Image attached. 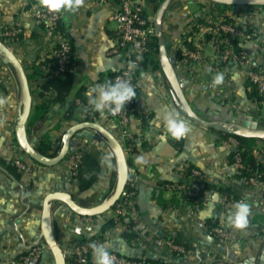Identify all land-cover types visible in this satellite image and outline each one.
Listing matches in <instances>:
<instances>
[{
	"label": "crops",
	"instance_id": "1",
	"mask_svg": "<svg viewBox=\"0 0 264 264\" xmlns=\"http://www.w3.org/2000/svg\"><path fill=\"white\" fill-rule=\"evenodd\" d=\"M37 4L38 0H0V33L6 26L18 25L25 30L24 36L8 45L27 76L32 73L34 62L47 57L58 41L46 34L35 17L33 7ZM144 6L147 15L154 19V5L146 0ZM118 8L116 0H85L78 11L62 12L64 26L74 43L73 72L76 79L72 96L83 87L84 100L77 105L70 118H64L67 104H53L50 111L28 131V122L35 107L50 102L55 96L54 91L40 96V81L29 80L33 102L27 133L36 142L48 133L57 143L62 141L70 127L85 121L98 122L112 132L132 162L129 179L136 183L138 193L131 217L140 239L127 242L122 237L125 224H118L100 234L102 226L115 217L114 209L93 217L82 216L65 203L56 201L52 204L51 213L59 245L67 252L74 242L96 237L98 244H104L108 251L139 259L147 258L148 252H152L156 255L154 259L175 263L178 257L166 241L174 238L188 246L185 264H264L261 259L264 253V215L258 208L261 189L246 184L236 176L235 166L230 160L234 149L233 137L224 138L219 132L195 123L178 108L161 67L154 70L145 68L138 80L135 111L127 128V137H131L137 151L125 148L127 137L122 134L116 114L108 109L103 113L96 112L89 105L87 92L94 85L103 83L101 74L119 71L125 65L123 56L109 53L114 45L116 29L112 16ZM231 14L242 25L257 28L259 40L264 43V8L247 5L236 10L234 5L210 0H173L163 18L166 48L170 57L175 59L174 67L182 80L187 99L200 115H220L239 121L250 116L260 127H264V103L258 104L248 98L245 66L228 63L209 71L205 64L186 62L177 54L178 46L191 30L192 23H197L199 19L219 20ZM247 48L254 50L255 43H249ZM202 53L208 62L215 61L214 43L203 42ZM248 64L264 67V54L254 53ZM217 73L223 74L224 81L213 87L212 81ZM0 85L6 88V91H0V100L4 101L0 105V263H4L36 242L41 232L42 204L46 194L67 191L82 205H97L109 193L117 164L108 144L102 145L94 137L81 135L76 140L75 150L86 151L99 162L101 157L110 160V166L100 163V178L90 189L81 192L70 172L69 163L75 150L53 166L37 164L31 171H20L14 165L19 175L14 174L6 166L14 158L22 157L26 162L34 160L23 151L16 137L22 101L19 76L1 56ZM172 109L179 112L190 126V131L180 140L168 135L163 126V112ZM142 115L147 117L145 126ZM80 132L84 134L87 129ZM141 155L147 160L143 165L136 163V158ZM190 165L200 168L205 181L212 186L198 208L183 201L174 190L165 186L168 182L182 180ZM226 190L250 205L249 222L244 229H235L227 223V216L235 204L223 202L222 195ZM129 220L131 218L125 221ZM207 220H216L229 228L233 232L231 240L220 242L211 235ZM40 244L44 246L40 264H55L51 249L43 240ZM92 264H95L93 255Z\"/></svg>",
	"mask_w": 264,
	"mask_h": 264
},
{
	"label": "built area",
	"instance_id": "2",
	"mask_svg": "<svg viewBox=\"0 0 264 264\" xmlns=\"http://www.w3.org/2000/svg\"><path fill=\"white\" fill-rule=\"evenodd\" d=\"M116 1L119 4V8L112 16V19L116 22V29L114 31V45L109 53L117 56L128 54L130 59L125 61V65L119 70V74L115 77V81L117 79H128L136 92V96L126 102L125 108L116 113L122 134L127 137L129 136L127 128L133 117L137 101V85L140 73L143 70L142 61L145 56L150 53L151 43L156 36V29L154 19L146 14L144 6V1L146 0ZM33 12L37 20L43 24L46 34L58 39L51 50L52 55L59 61L56 72L66 70L73 53L72 44L68 34L65 30H62L59 27V24L63 19L62 12H49L39 4L33 7ZM226 16L230 19L229 22L226 23H222L224 18H221L219 20H208L204 23L197 24V29L194 31L195 48H189L183 41L178 46V49L180 50L179 56L186 62L189 61L190 63L205 64L209 71L217 70L220 63H236L245 66L248 79L257 84L260 90L264 91V67L248 64L253 58L254 53L264 54V43L259 40L258 29L252 26L242 25L233 14ZM222 32L228 33L230 35V40L223 37L218 42V45H215V41H211L214 43L216 55L215 61L208 62L202 53L204 35L210 33L217 36ZM24 34L25 30L21 26H6L0 33V39L8 44L24 36ZM251 42L255 43L254 50H249L247 48V45ZM221 44H223L222 48ZM47 71L48 68L46 67L45 72ZM79 103H81V101ZM233 146L234 150L237 149L238 143L235 139L233 141ZM254 152L257 159L264 163L263 140L257 145V147H255ZM80 159L81 155L75 150L69 163V169L72 175L75 173L74 169ZM11 163L20 171H31L37 164H40L35 160L32 162H26L22 157L14 158ZM233 164L235 166V174L238 178L252 187H259L261 189L258 208L264 215V170L261 173H259V171H254L248 177L244 176L242 174L244 165L239 154L234 156ZM205 182L203 171L198 167H193L191 168L189 182L183 181L182 178V180L177 182H169L165 184V186L170 190H174L183 201L198 208L205 196L201 194L204 190ZM127 184H129V189H126L125 186V189L119 198L121 201L115 209L114 218L118 221L120 217L124 218V220L130 219L133 212L132 208L136 202L138 193L137 185L130 179ZM222 197L223 202L226 204H235L238 201H245L243 198H239L231 192H224ZM213 223V226L208 229L211 235L217 238L220 242H228L231 240L233 232L229 228L224 227L218 222ZM119 224L124 223L119 222ZM262 234H264V226L262 227ZM166 241L174 252L183 255L188 253V248H186L184 244L177 243L171 239H167ZM92 242L98 244V239L96 237H91L82 241L74 242L71 249L65 252L67 264H92L93 253L89 246ZM109 252L114 259V264H149L146 261V258L134 259L115 251ZM43 253L44 246L38 244L26 249L7 262L0 264H40Z\"/></svg>",
	"mask_w": 264,
	"mask_h": 264
},
{
	"label": "water",
	"instance_id": "3",
	"mask_svg": "<svg viewBox=\"0 0 264 264\" xmlns=\"http://www.w3.org/2000/svg\"><path fill=\"white\" fill-rule=\"evenodd\" d=\"M173 0H163L159 5L155 16L154 24L156 36L159 44V61L162 71L164 72L169 86L171 87L174 100L178 108L192 121L206 128L214 129L223 133L242 136L248 138H257L264 141V127H260L258 122L252 120L250 116H246L243 121L238 119L225 118L220 115L214 117H206L200 115L191 106L187 99L182 80H180L175 67V59L170 57L163 36V18L169 5ZM224 5H234L236 10L241 6L264 5V0H210ZM0 56L4 62L10 64L15 69L19 76L22 101L20 104V112L16 125V137L20 147L33 160L45 166H53L65 159L70 151L76 149V140L81 135L96 138L102 145L108 144L111 148L117 164V176L115 187L102 202L93 206H85L78 203L74 197L67 191H54L46 194L42 204L41 232L37 237L36 242L29 248L40 244L43 240L54 254L55 264H67L66 253L59 245L52 225L51 207L53 202L59 201L65 203L70 209L82 216L100 215L110 209L118 202L125 186L129 180V164L126 152L120 140L110 132L105 126L95 121H85L70 127L62 137V146L55 156H46L37 151L35 148V140H31L27 133V121L32 109V92L29 84L28 76L15 55L13 49L0 39ZM116 114V113H115ZM87 129V132L82 134L80 131ZM156 255L148 252L147 258L154 259ZM264 263V253L262 256Z\"/></svg>",
	"mask_w": 264,
	"mask_h": 264
},
{
	"label": "trees",
	"instance_id": "4",
	"mask_svg": "<svg viewBox=\"0 0 264 264\" xmlns=\"http://www.w3.org/2000/svg\"><path fill=\"white\" fill-rule=\"evenodd\" d=\"M150 3L154 5L155 10L157 11L159 5L162 3L163 0H147ZM251 6V5H250ZM253 7L257 8H264V5H255ZM147 14V13H146ZM224 21L222 23L229 22V18L227 16H224ZM205 19H199L197 23L191 24V30L187 33L186 37L184 38V43L191 49L195 48L194 41H195V34L194 31L197 29V24L204 23ZM41 23V22H40ZM43 29L44 26L41 23ZM59 27L62 30H65L68 34L69 38V32L64 26L63 19L59 24ZM45 30V29H44ZM226 37L230 40V35L228 33H220V35L214 36L210 33H206L204 35V42H210L215 41V45H218V42L221 38ZM70 42L72 44V58L70 62L68 63V68L64 71L56 72L57 67L59 65V61L57 58H55L52 53L45 57V58H39L37 59L33 64V70L32 73L28 75L29 80H37L40 81L39 85V91L38 94L40 96H44L50 91L55 92L54 98L45 104H40L35 107L34 113L31 116V119L28 122V131H30L33 124L39 119L42 118L46 113H48L51 109V106L53 104L59 103V104H67V108L64 112V118H70L77 107L79 102L81 100H84V89L83 87L77 89L76 93L72 96L74 89H75V73L73 72V67L75 66V59H74V43L73 40L70 38ZM223 47V44H221V48ZM177 54H180V50L177 49ZM124 60L127 61L130 59V56L128 54H123ZM189 62V61H187ZM190 63V62H189ZM226 64L220 63L219 67H224ZM48 68V71L45 72V68ZM142 67L143 70L145 68L154 70L160 68V61H159V44L157 36L154 37L152 43H151V49L150 53L145 56L144 60L142 61ZM142 70V71H143ZM119 74V71L114 72H107L101 74L100 80L105 83L106 81H112L115 82V77ZM141 75V73H140ZM0 91H6V88L4 86L0 85ZM247 96L250 100L257 102L258 104L264 103V91L260 90V88L257 86V84L253 83L248 79L247 81ZM143 119L144 126L147 125V117L145 115L141 116ZM214 130V129H213ZM217 131V130H215ZM219 132L224 138L233 137L237 143V149H233L230 153V160L231 162H234V156L236 154H239L241 156L242 163L244 165V168L242 169V174L244 176H250L254 171H259V173L263 172L264 170V163L260 162L254 152L255 147L262 141L257 138H248V137H242V136H235L227 133ZM62 146V141L54 143V141L50 138L49 134L46 133L43 136L40 137V139L35 143V148L38 152L46 155V156H55L58 151L60 150ZM144 146H146L144 144ZM125 148H130L132 152L137 151V148L133 146V141L131 140V137H127L125 140ZM77 153L81 155V159L78 162L76 168L74 169V174L72 177L77 181L79 190L81 192H84L88 189H90L96 181L100 178L101 175V164L97 160L96 157H94L92 154L83 151L81 149L76 150ZM131 160L128 159V164L131 166ZM6 166L17 176L19 173L16 171L15 166L11 163L6 164ZM195 166L190 165L187 170L183 174V181L189 182V176L191 172V168ZM116 176H117V169L114 171L112 176V182L110 186L109 193L107 196H109L112 189L115 187L116 183ZM264 177V176H263ZM169 183V182H168ZM167 184V183H166ZM126 189H129V184L126 185ZM212 189V186L205 182L204 190L202 191V195H205L207 191ZM226 192H229L226 190ZM106 196V197H107ZM121 200H118V202L113 206L112 209H116L118 203H120ZM136 208V205L132 208V211ZM131 218V217H130ZM119 222H122L125 224V228L122 231V237L129 243H133L135 241H138L140 239V235L136 230V223L131 218L129 222H126L124 218L120 217L119 221L115 218H112L108 220L101 228L100 234L103 235L105 232L115 228ZM213 222H217L216 220H207L206 225L209 227L213 226ZM94 238V237H93ZM171 240H174L177 243H182L177 239L169 238ZM84 240V239H82ZM79 240V241H82ZM183 244V243H182ZM185 245V244H184ZM186 248H188L187 245H185ZM177 257L178 261L175 263H168L161 259H148L146 258V261L149 264H185V255L178 254L177 252H174ZM139 259V258H134Z\"/></svg>",
	"mask_w": 264,
	"mask_h": 264
},
{
	"label": "clouds",
	"instance_id": "5",
	"mask_svg": "<svg viewBox=\"0 0 264 264\" xmlns=\"http://www.w3.org/2000/svg\"><path fill=\"white\" fill-rule=\"evenodd\" d=\"M38 2L42 8L52 13H74L84 6L85 0H38ZM223 81V74L217 73L213 78L212 86H219ZM87 96L88 103L94 111L103 113L105 109H108L115 114L125 108L126 102L134 98L136 92L128 79H117L115 82L106 81L94 85L88 90ZM3 103L4 101L0 100V105ZM162 119L166 133L173 139L180 140L190 131L188 122L174 109L165 110ZM100 163L110 166V160L106 157H101ZM136 163L143 165L147 163V160L141 155L136 158ZM250 213V205L245 201H238L231 214L227 216V223L235 229H244L248 225ZM89 246L92 249L95 264H114V259L104 244L92 242Z\"/></svg>",
	"mask_w": 264,
	"mask_h": 264
},
{
	"label": "rangeland",
	"instance_id": "6",
	"mask_svg": "<svg viewBox=\"0 0 264 264\" xmlns=\"http://www.w3.org/2000/svg\"><path fill=\"white\" fill-rule=\"evenodd\" d=\"M262 115L264 116V109L262 110Z\"/></svg>",
	"mask_w": 264,
	"mask_h": 264
}]
</instances>
